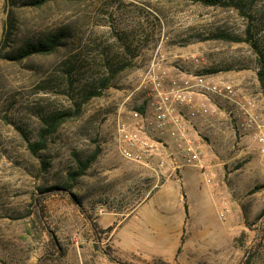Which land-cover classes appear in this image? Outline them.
Returning a JSON list of instances; mask_svg holds the SVG:
<instances>
[{"label":"rangeland","instance_id":"obj_1","mask_svg":"<svg viewBox=\"0 0 264 264\" xmlns=\"http://www.w3.org/2000/svg\"><path fill=\"white\" fill-rule=\"evenodd\" d=\"M26 1L0 0V264H38L52 238L62 254L49 264H264V156L223 103L211 117L216 129L201 134L203 168L174 174L168 164L159 176L173 197L186 196L182 216L173 201L141 206L161 187L149 190L151 171L136 179L99 158L132 163L117 151L115 119L123 101L143 99L139 82L153 59L166 71L202 69L233 82L264 122V0ZM60 30L55 51L9 59ZM55 112L70 117L31 153Z\"/></svg>","mask_w":264,"mask_h":264},{"label":"built area","instance_id":"obj_2","mask_svg":"<svg viewBox=\"0 0 264 264\" xmlns=\"http://www.w3.org/2000/svg\"><path fill=\"white\" fill-rule=\"evenodd\" d=\"M139 88L143 99L130 107L125 100L119 108L115 142L123 159L155 175L149 190L162 185L159 176L168 164L174 174L188 165L203 168L208 152L201 134L216 129L211 117L220 111L217 103L226 105L225 113L221 112L231 114L239 132L253 134L264 156V122L255 112L253 98L233 82L202 69L166 71L153 59L141 75Z\"/></svg>","mask_w":264,"mask_h":264},{"label":"trees","instance_id":"obj_3","mask_svg":"<svg viewBox=\"0 0 264 264\" xmlns=\"http://www.w3.org/2000/svg\"><path fill=\"white\" fill-rule=\"evenodd\" d=\"M46 1H48V0H27L26 4L32 5V6H40L43 3H45ZM190 1L199 2V3L205 4V5H217V4L224 5V4H226L225 0H190ZM64 36H65V32L63 30H60V31L50 33L49 35L45 36L42 39H38L36 41H28L25 44L18 47L15 51H13L10 54L9 59L19 60V59H22L24 57H27L29 55L36 54V53H42V54L51 53V52L55 51L57 49V47L61 44V41L64 38ZM8 37H9V31L7 28H5L3 31L2 39H1V46H6ZM252 45H254V47H255V44H252ZM100 84H101L99 86L100 89L103 87H106L108 84V78L105 79V82H102ZM99 93H100V90L90 91L89 94H87L84 97V100H87L94 95H98ZM68 117H70L69 112H55L53 114H50L45 121L46 122L45 127L42 128L40 133H39L40 139L37 142H35L34 144L29 145L31 153L35 154L40 149L44 148L45 147V142H44L45 136L54 132L55 129L58 127V125L61 122H63L64 120H66ZM94 157L95 156H91L90 159H88L84 162L78 163L77 170L71 174L73 176V178L84 173V171L89 166L90 161L93 160ZM60 188H61L60 186H51L50 190H57ZM71 196L73 198V201L76 203V205H78V207L80 209H82L79 201H77L72 194H71ZM38 201H40V198L38 199ZM61 254H62V251H61L58 243L56 242V240L54 238H52L50 251L44 255V259H42V262H40L38 264H49L50 263L49 261L54 256H60ZM106 255L110 260L115 261L117 263H120V261L117 260L111 253L106 252ZM120 264H122V263H120ZM152 264H171V263L164 262L162 260H158L157 262L152 263Z\"/></svg>","mask_w":264,"mask_h":264},{"label":"crops","instance_id":"obj_4","mask_svg":"<svg viewBox=\"0 0 264 264\" xmlns=\"http://www.w3.org/2000/svg\"><path fill=\"white\" fill-rule=\"evenodd\" d=\"M104 162H108L109 164L113 165V169H116V171H122L123 173H126L127 175L131 177H135L136 179L138 177H141L144 172L148 171L147 168L134 164V163H126L123 162L122 159L119 156H114L110 152H103L102 156L99 157ZM206 164V162H205ZM208 166V164L206 165ZM205 166V167H206ZM210 166V165H209ZM212 169V167H210ZM214 170V169H212ZM140 180H138V183ZM143 184V183H141ZM163 187H166V182L161 185V187L154 191L155 193L152 194L148 199L145 200L146 197L141 201V206H156V207H162L163 205H168L170 202H176L179 206L181 216L183 215V210L185 206L189 207V203L186 199V196L184 197V194L182 191L179 193L175 192V197H173V189L170 186H167L166 189L162 190ZM172 191V192H170Z\"/></svg>","mask_w":264,"mask_h":264}]
</instances>
